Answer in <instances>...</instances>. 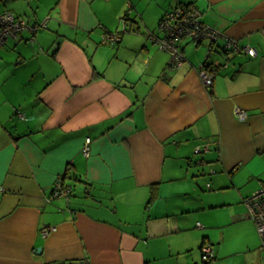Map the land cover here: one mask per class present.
I'll list each match as a JSON object with an SVG mask.
<instances>
[{
    "label": "crops",
    "instance_id": "crops-1",
    "mask_svg": "<svg viewBox=\"0 0 264 264\" xmlns=\"http://www.w3.org/2000/svg\"><path fill=\"white\" fill-rule=\"evenodd\" d=\"M179 4L219 35L184 38L168 70L159 24ZM47 5L27 14L37 30L0 44V264H264L242 204L217 225L235 224L238 237L218 235L203 218L212 196L199 189L213 188L208 176L244 202L264 186V0ZM203 63L219 64L211 87ZM66 172L71 194L51 198ZM47 227L57 229L44 236Z\"/></svg>",
    "mask_w": 264,
    "mask_h": 264
},
{
    "label": "built area",
    "instance_id": "built-area-1",
    "mask_svg": "<svg viewBox=\"0 0 264 264\" xmlns=\"http://www.w3.org/2000/svg\"><path fill=\"white\" fill-rule=\"evenodd\" d=\"M26 27H33V29L37 30L40 24L37 23L30 26L29 22L22 16L7 10L2 11L0 13V44L10 36H17ZM159 28L163 32V36L158 39V44L161 49L171 54L172 62L176 64L181 63L183 60L180 45L184 38L201 39L202 37H211L217 39L219 35L217 30H214L203 21L202 12L194 4H179L165 12L160 20ZM114 36H110L111 40L115 39ZM227 47L232 50L239 49L234 39H228ZM245 50L251 55L255 52L250 47H245ZM218 67L219 64L217 63L201 64L199 68L200 75L206 87L213 86ZM237 114L240 118H245L246 116V112L241 108L237 109ZM90 143L91 137H87L83 146V152L86 155L90 152ZM207 185L208 187L210 186L209 183ZM71 192L72 186L65 184L60 178L54 185L51 198L69 197ZM244 202L248 208L247 216L254 220L256 224L261 238L260 248L264 252V186L255 192V194L245 198ZM199 225L202 226L200 223ZM56 229V227L43 228L42 233L45 236ZM201 255L203 261L210 262L214 255L213 246L211 244H205L202 247Z\"/></svg>",
    "mask_w": 264,
    "mask_h": 264
},
{
    "label": "rangeland",
    "instance_id": "rangeland-1",
    "mask_svg": "<svg viewBox=\"0 0 264 264\" xmlns=\"http://www.w3.org/2000/svg\"><path fill=\"white\" fill-rule=\"evenodd\" d=\"M47 1L48 0H14L11 1L8 4V7L10 9H13L15 12L20 13L21 16L26 19L29 22V18L27 17V14L33 15V12H50V8L47 5ZM17 6V7H16ZM4 7L3 4L0 3V8ZM15 7V8H14ZM30 24V23H29ZM188 181H186L185 184H195L196 186H198L199 184L201 185H205L204 184V180L202 177H196V176H192L189 178L187 177ZM184 180H186L185 178H180L179 180H177L176 182H183ZM206 181H211V183H213V188L210 189H200V191H203L204 193H209L212 196V208H208L206 210H204V215L203 218L207 220V223L205 224V226H207L206 230H212V232L216 233V234H220L222 232L228 231L231 232L232 235H234L235 237H238V233L239 231L237 230V227H235V224L232 225H228L225 228L227 229H223V228H219L217 227V225L219 223H227L229 220V217L231 215V209L235 208L238 209L239 205L242 204L243 206V210L244 212L247 213L248 208L246 206V204L243 202V198H241V194L238 193L237 191L234 192L233 189L231 188H219L220 186L215 185V183L217 184L216 181L214 180H210V177L207 176ZM199 182V184H198ZM207 187V186H206ZM255 193L249 194L250 196L253 195ZM197 195V194H196ZM190 196H195V194L192 191H189V198ZM185 197H188V195H185ZM184 198V197H182ZM240 198H241V202H240ZM188 199V198H187ZM84 202L86 203L85 205H87L88 203H92L93 201H89L86 197L83 198ZM88 200V201H87ZM228 203H232V204H228ZM198 214V213H196ZM250 221H252L256 227V224L254 222V220L249 219ZM196 223V221H195ZM194 223V225H195ZM215 226L217 228H215ZM230 226V227H229ZM257 230V227H256ZM258 232V230H257ZM259 236V233H258ZM259 246H261V238L259 236ZM198 251H200L198 249ZM201 253V252H200Z\"/></svg>",
    "mask_w": 264,
    "mask_h": 264
},
{
    "label": "trees",
    "instance_id": "trees-1",
    "mask_svg": "<svg viewBox=\"0 0 264 264\" xmlns=\"http://www.w3.org/2000/svg\"><path fill=\"white\" fill-rule=\"evenodd\" d=\"M4 4H8L9 2H11V1H14V0H1ZM16 1V0H15ZM129 18V16H128V13H126L124 16H123V20L125 21V25H126V21H128V20H130V19H128ZM131 23H133L134 24V20H131ZM177 66V64L176 63H174V62H172V59L170 60V62L168 63V66H167V69L169 70V69H173V68H175ZM67 176V172L66 173H64L63 175H62V180L63 179H65V177ZM210 185H211V183L210 182H208ZM205 242L206 241H204L202 244H201V246H200V250H202V247L205 245Z\"/></svg>",
    "mask_w": 264,
    "mask_h": 264
},
{
    "label": "water",
    "instance_id": "water-1",
    "mask_svg": "<svg viewBox=\"0 0 264 264\" xmlns=\"http://www.w3.org/2000/svg\"><path fill=\"white\" fill-rule=\"evenodd\" d=\"M37 250H38L39 252H41V247H38Z\"/></svg>",
    "mask_w": 264,
    "mask_h": 264
}]
</instances>
